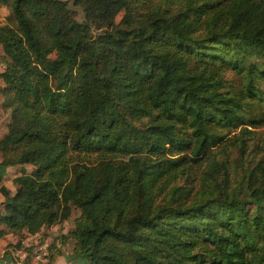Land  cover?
<instances>
[{
  "label": "trees",
  "instance_id": "trees-1",
  "mask_svg": "<svg viewBox=\"0 0 264 264\" xmlns=\"http://www.w3.org/2000/svg\"><path fill=\"white\" fill-rule=\"evenodd\" d=\"M0 5V178L31 167L0 239L64 221L71 201L79 264H264V157L235 188L214 158L193 179L234 128L243 153L257 123L243 107L264 79V0ZM228 69L244 94L225 89Z\"/></svg>",
  "mask_w": 264,
  "mask_h": 264
},
{
  "label": "rangeland",
  "instance_id": "rangeland-1",
  "mask_svg": "<svg viewBox=\"0 0 264 264\" xmlns=\"http://www.w3.org/2000/svg\"><path fill=\"white\" fill-rule=\"evenodd\" d=\"M5 8L6 12H0V25L5 21L8 10L7 7ZM75 18L81 19L79 11H77ZM224 73L225 89L231 93L244 94L242 75H238L229 69ZM254 85L257 89L256 96L253 99H244L246 105L243 108L245 116L254 117L257 123L255 127L247 125L248 123L243 126L250 130V136L246 139V147L243 153L237 150V144L233 142V138L238 135L239 127L234 128L233 131L226 133L225 141H221L217 147L210 150L207 154L208 158L201 161L197 173L193 175L195 187H197L199 173L208 166L212 158L224 164L227 169L228 184L231 188H235L241 176L244 173L247 174L249 170L254 168L258 160L264 157V145L261 140L264 135V79L255 80ZM1 100L0 95V137L5 132L8 121V111L1 107ZM30 170L31 167L28 164H16L4 169L0 178V210L2 203L14 193L17 186V176L22 172L28 173ZM177 182L183 184V178L178 179ZM242 182L244 183V181ZM162 195L163 193L158 196L157 200ZM77 216L78 211L73 208L70 201L68 202L67 217L64 221L50 227H44L32 237L22 232L7 233L0 239V257L4 255L9 264H51L54 257L61 256L62 264H79L80 260L72 255L73 239L66 235L73 229ZM49 256L52 257L50 260L48 259Z\"/></svg>",
  "mask_w": 264,
  "mask_h": 264
},
{
  "label": "crops",
  "instance_id": "crops-1",
  "mask_svg": "<svg viewBox=\"0 0 264 264\" xmlns=\"http://www.w3.org/2000/svg\"><path fill=\"white\" fill-rule=\"evenodd\" d=\"M0 12H6V8L3 5H0ZM7 14V13H6ZM32 237V236H30ZM63 260H61V256H56L52 259L51 264H62Z\"/></svg>",
  "mask_w": 264,
  "mask_h": 264
},
{
  "label": "built area",
  "instance_id": "built-area-1",
  "mask_svg": "<svg viewBox=\"0 0 264 264\" xmlns=\"http://www.w3.org/2000/svg\"><path fill=\"white\" fill-rule=\"evenodd\" d=\"M4 68L3 64L0 62V71H2Z\"/></svg>",
  "mask_w": 264,
  "mask_h": 264
}]
</instances>
